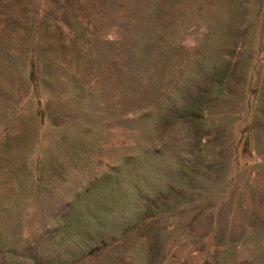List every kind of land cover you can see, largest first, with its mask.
<instances>
[{
	"label": "rangeland",
	"instance_id": "obj_1",
	"mask_svg": "<svg viewBox=\"0 0 264 264\" xmlns=\"http://www.w3.org/2000/svg\"><path fill=\"white\" fill-rule=\"evenodd\" d=\"M0 264H264V0H0Z\"/></svg>",
	"mask_w": 264,
	"mask_h": 264
}]
</instances>
